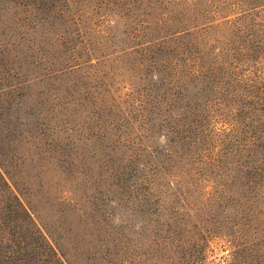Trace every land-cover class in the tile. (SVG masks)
Wrapping results in <instances>:
<instances>
[{
	"label": "rangeland",
	"instance_id": "rangeland-1",
	"mask_svg": "<svg viewBox=\"0 0 264 264\" xmlns=\"http://www.w3.org/2000/svg\"><path fill=\"white\" fill-rule=\"evenodd\" d=\"M251 1L0 0V165L70 264H264Z\"/></svg>",
	"mask_w": 264,
	"mask_h": 264
},
{
	"label": "trees",
	"instance_id": "trees-1",
	"mask_svg": "<svg viewBox=\"0 0 264 264\" xmlns=\"http://www.w3.org/2000/svg\"><path fill=\"white\" fill-rule=\"evenodd\" d=\"M261 3L263 6H258ZM260 7L264 12V0H252L247 7L248 13L236 19L237 26L234 25L236 21L227 24L238 27L242 38L240 51L230 56L232 63L243 61L244 65L253 68L258 49L252 46L254 37L250 34V26L244 21L246 17L256 15L250 14L254 12L252 9ZM252 136V143L258 140L257 136ZM0 170L7 179L6 182L0 173V264H70L49 231L40 223L31 199L18 190L1 165ZM245 170V176L263 175L259 167Z\"/></svg>",
	"mask_w": 264,
	"mask_h": 264
}]
</instances>
